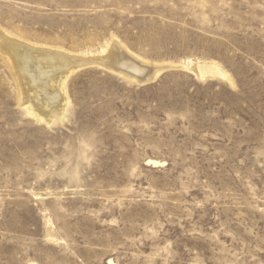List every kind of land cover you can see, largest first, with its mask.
<instances>
[{
	"label": "rangeland",
	"instance_id": "obj_1",
	"mask_svg": "<svg viewBox=\"0 0 264 264\" xmlns=\"http://www.w3.org/2000/svg\"><path fill=\"white\" fill-rule=\"evenodd\" d=\"M0 31L184 65L149 85L83 67L47 126L0 44V264H264V0H0Z\"/></svg>",
	"mask_w": 264,
	"mask_h": 264
},
{
	"label": "bare ground",
	"instance_id": "obj_2",
	"mask_svg": "<svg viewBox=\"0 0 264 264\" xmlns=\"http://www.w3.org/2000/svg\"><path fill=\"white\" fill-rule=\"evenodd\" d=\"M4 36L6 37V35ZM0 44H3L2 47H5L9 52L10 50L15 53L18 52L11 46L12 44H7L2 37H0ZM47 51L24 48L21 51L22 53L18 52L16 53L17 55L12 53L13 57L7 56L13 67L20 100L24 101L29 115L47 126L55 125L60 121L63 122L70 105L66 94L67 81L73 73L83 67L98 65L111 73L118 74L138 84V78L136 77H140V72L145 69L152 68L154 70V76L151 78L154 81L162 73L161 69L167 67L178 68L182 65L166 64L163 66L146 62L118 42H114L111 46L103 47L97 55L91 52L79 55ZM9 52L8 54H11ZM186 67H188L187 64ZM191 70L200 75V77L227 78L220 66L212 62L199 61ZM153 164L156 165L158 163L153 162Z\"/></svg>",
	"mask_w": 264,
	"mask_h": 264
},
{
	"label": "water",
	"instance_id": "obj_3",
	"mask_svg": "<svg viewBox=\"0 0 264 264\" xmlns=\"http://www.w3.org/2000/svg\"><path fill=\"white\" fill-rule=\"evenodd\" d=\"M171 68L167 67V68H164V69H161L162 73L163 72H166L168 70H170ZM139 74V73H137ZM140 77H136L138 78V84L139 85H149L150 83H152L153 80H151L152 76H154V70L152 68H148V69H145L143 72H140ZM155 81V80H154Z\"/></svg>",
	"mask_w": 264,
	"mask_h": 264
}]
</instances>
